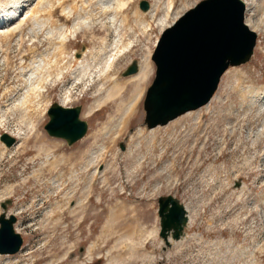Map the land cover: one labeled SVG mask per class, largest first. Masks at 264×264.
Instances as JSON below:
<instances>
[{
    "label": "rangeland",
    "instance_id": "obj_1",
    "mask_svg": "<svg viewBox=\"0 0 264 264\" xmlns=\"http://www.w3.org/2000/svg\"><path fill=\"white\" fill-rule=\"evenodd\" d=\"M118 1L43 0L22 35L4 42L0 28V135L16 137L8 149L0 142V203L12 200L23 239L0 264H264V102L255 96L264 93V0H245L257 34L250 61L223 74L206 106L153 130L143 99L155 43L202 0H124L117 11ZM143 59L140 90L137 74L122 73ZM53 103L82 108L87 131L71 146L44 130ZM165 195L189 219L170 248L158 236Z\"/></svg>",
    "mask_w": 264,
    "mask_h": 264
},
{
    "label": "water",
    "instance_id": "obj_2",
    "mask_svg": "<svg viewBox=\"0 0 264 264\" xmlns=\"http://www.w3.org/2000/svg\"><path fill=\"white\" fill-rule=\"evenodd\" d=\"M139 9L147 12L149 3L141 1ZM245 11L242 0H202L161 32L151 56L154 79L143 100L147 129L165 126L203 107L213 97L228 68L250 61L257 35L245 24ZM137 71L138 64L133 61L122 77L135 75ZM81 109L51 104L44 126L47 135L64 140L68 146L82 139L87 123L80 118ZM0 142L11 148L16 141L4 132ZM11 204L10 199L0 203V255H15L23 244L14 228L16 216L8 212ZM157 216L158 236L170 248L184 234L187 209L172 195L159 196Z\"/></svg>",
    "mask_w": 264,
    "mask_h": 264
},
{
    "label": "bare ground",
    "instance_id": "obj_3",
    "mask_svg": "<svg viewBox=\"0 0 264 264\" xmlns=\"http://www.w3.org/2000/svg\"><path fill=\"white\" fill-rule=\"evenodd\" d=\"M35 1V0H34ZM47 1V0H46ZM124 0H119L118 2H117V6H116V9H117V11H119V10H121L122 8H124V6L126 5V3H124L123 2ZM243 1V0H242ZM26 2H27V0H0V28H2V29H7V31L8 32H5V30H4V32L2 31V33H4V35H3V40H4V42H8V40L10 39V36L11 35H15V33H17V32H19L20 31V27H21V25H22V23H23V20L25 19V17H27V15H29V17H27V18H32V19H30V20H32V22H33V17L34 18H36V16L38 15V13L41 11V9H38L37 8V6L39 5L40 6V4H42L43 3V0H37L36 2H35V4H34V6L33 7H31V8H29L28 9V7H30V5L27 7V5H26ZM30 2V1H29ZM130 2V1H129ZM244 2V4H245V7H246V11H249V8L247 7L250 3H248L247 1H243ZM60 3H61V1H60ZM33 4V3H32ZM62 4V3H61ZM112 4V3H111ZM129 4V3H128ZM37 5V6H36ZM170 6V5H169ZM172 6V5H171ZM170 6V9L168 8V11H167V15H170L169 13H171V11L173 10L172 9V7ZM87 7V6H86ZM127 7V6H126ZM52 9V8H51ZM66 10V9H65ZM70 10V9H69ZM43 11V10H42ZM45 11V10H44ZM43 11V12H44ZM113 11V10H112ZM149 11V10H148ZM147 11V12H148ZM153 11L154 10H150L149 11V13L148 14H153ZM246 11H245V14H246ZM116 12V11H115ZM147 12H145V13H147ZM45 13V12H44ZM43 13V14H44ZM46 14V13H45ZM42 15V14H41ZM64 15V14H63ZM69 15H71V14H69ZM166 15V16H167ZM38 17H40V14H39V16ZM169 17V16H168ZM44 18H46V17H44ZM176 18H177V16L176 17H173V22L176 20ZM37 19V18H36ZM36 19H34V21L36 20ZM42 18H40V19H38V20H41ZM48 19V18H47ZM47 19H44V20H42V22L43 21H45V20H47ZM168 19V18H167ZM24 21H26V20H24ZM172 22V23H173ZM33 23H36V21L35 22H33ZM37 23H39V21H37ZM37 23H36V25H37ZM47 23H48V20H47ZM47 23H45V24H47ZM48 24H50V23H48ZM246 24V23H245ZM41 26H42V24H40ZM54 25V24H53ZM247 25V24H246ZM44 26H46V25H44ZM75 26H76V24H75ZM75 26H73V27H75ZM248 26V25H247ZM61 28H63V27H61ZM80 28V27H79ZM248 28H249V26H248ZM50 29V28H49ZM77 29V28H76ZM75 29V30H76ZM250 29V28H249ZM64 30V29H63ZM251 30V29H250ZM74 32V31H73ZM0 33H1V31H0ZM20 33V32H19ZM21 34V33H20ZM1 36H2V34H0ZM10 35V36H9ZM13 35V36H14ZM22 35V34H21ZM21 35H19V36H21ZM64 35V34H63ZM65 36H63V38H64ZM65 39V38H64ZM66 39H68V37L66 38ZM2 39H0V41H1ZM2 40V41H3ZM22 40V39H21ZM60 40H62V39H60ZM59 40V41H60ZM63 41V40H62ZM62 41H61V43H62ZM65 41H67V40H64L63 42L65 43ZM22 42V41H21ZM60 43V42H59ZM22 44V43H21ZM62 45V44H61ZM21 47V46H20ZM29 50H32V49H29ZM8 55V54H7ZM24 57V56H23ZM45 57V56H44ZM82 59V58H81ZM147 59V58H146ZM34 60H35V58H34ZM61 60V59H60ZM144 61L143 62H140V64H139V67H138V71H137V75H136V77H135V79L137 80V82H136V84H135V87L136 88H140V90L143 88V86L146 84V82H147V80H148V77H149V75H150V63L148 62V60H145V59H143ZM77 61V60H76ZM79 61V60H78ZM34 62V61H33ZM41 62V61H40ZM80 62V61H79ZM56 63V62H55ZM81 63V62H80ZM106 63V62H105ZM109 64H107L106 63V68H111L112 66L110 65L111 63H114L113 61H111V63H110V61L108 62ZM137 64H138V62H137ZM81 65H83V64H81ZM69 66H70V64H69ZM31 67V66H30ZM50 67V66H49ZM79 67H83V66H77V68H79ZM96 67V66H95ZM94 67V68H95ZM89 67H87V68H85V69H88ZM231 68V67H230ZM32 69H33V67H32ZM40 69V68H39ZM80 70H82V74H84V73H86V72H88V70L85 72V70H84V68L83 69H81V68H79ZM78 69V71L80 72V70ZM36 70V69H35ZM110 70V69H109ZM33 71V70H32ZM38 71V70H37ZM36 71V72H37ZM83 71H84V73H83ZM92 71V70H91ZM41 72V71H40ZM74 72L76 73L77 71L76 70H74ZM107 72V71H106ZM92 73V72H91ZM35 74V73H34ZM85 76H86V74H84ZM83 75V76H84ZM89 75V74H88ZM109 75V74H108ZM132 76H134V75H132ZM62 77V76H61ZM87 77V76H86ZM109 77V76H108ZM130 77V76H129ZM53 78V77H52ZM83 79V78H82ZM40 82V81H39ZM35 83V82H34ZM38 84V83H37ZM39 85V84H38ZM35 88H37L38 90L37 91H39V88L37 87V85H36V87ZM34 90V89H33ZM256 96V98L260 101V102H264V93H262V94H256L255 95ZM103 100V99H102ZM101 100V101H102ZM101 101H100V103H101ZM133 104H135V101H131L129 104H128V109H129V111H130V109H131V111H132V108H133ZM61 105V104H60ZM62 106V105H61ZM64 107V106H63ZM135 108V107H134ZM88 112V111H87ZM90 112V111H89ZM87 114H89V113H87ZM186 114V113H185ZM172 122V121H171ZM166 126V125H165ZM157 127H159V126H157ZM157 127H155V128H157ZM154 128H152V129H148V130H153ZM154 132H150L149 133V135H148V137H151L152 136V134H153ZM10 135V134H9ZM12 136V135H11ZM12 137H14V136H12ZM16 138V137H15ZM8 149V148H7ZM175 243V242H174Z\"/></svg>",
    "mask_w": 264,
    "mask_h": 264
}]
</instances>
